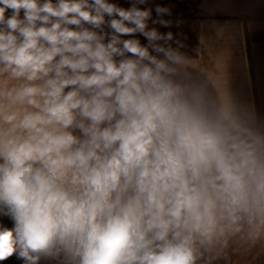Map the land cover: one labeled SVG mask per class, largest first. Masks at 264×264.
Wrapping results in <instances>:
<instances>
[{"label": "clouds", "instance_id": "obj_1", "mask_svg": "<svg viewBox=\"0 0 264 264\" xmlns=\"http://www.w3.org/2000/svg\"><path fill=\"white\" fill-rule=\"evenodd\" d=\"M147 4L0 0V262L198 264L264 239V123L191 78Z\"/></svg>", "mask_w": 264, "mask_h": 264}, {"label": "crops", "instance_id": "obj_2", "mask_svg": "<svg viewBox=\"0 0 264 264\" xmlns=\"http://www.w3.org/2000/svg\"><path fill=\"white\" fill-rule=\"evenodd\" d=\"M113 2L131 6V0ZM157 6L170 14L158 17ZM140 7H150L153 20L172 22L170 27L149 23L161 33L172 32L174 47L181 42L193 80L264 123V0H148ZM137 38L147 43L143 36ZM201 252L198 264H264V239L253 243L237 234ZM0 264L23 261L14 255Z\"/></svg>", "mask_w": 264, "mask_h": 264}, {"label": "rangeland", "instance_id": "obj_3", "mask_svg": "<svg viewBox=\"0 0 264 264\" xmlns=\"http://www.w3.org/2000/svg\"><path fill=\"white\" fill-rule=\"evenodd\" d=\"M0 222H2L3 225H5L7 227H12V222L9 220H0Z\"/></svg>", "mask_w": 264, "mask_h": 264}, {"label": "built area", "instance_id": "obj_4", "mask_svg": "<svg viewBox=\"0 0 264 264\" xmlns=\"http://www.w3.org/2000/svg\"><path fill=\"white\" fill-rule=\"evenodd\" d=\"M0 220H9L8 218L6 217H0ZM10 221V220H9Z\"/></svg>", "mask_w": 264, "mask_h": 264}]
</instances>
